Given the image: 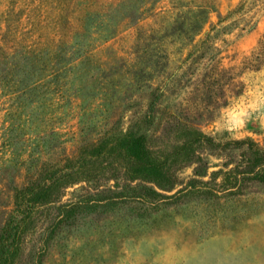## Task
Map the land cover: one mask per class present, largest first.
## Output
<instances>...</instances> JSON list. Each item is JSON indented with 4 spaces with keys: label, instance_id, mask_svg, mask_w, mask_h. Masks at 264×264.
Segmentation results:
<instances>
[{
    "label": "rangeland",
    "instance_id": "374dc122",
    "mask_svg": "<svg viewBox=\"0 0 264 264\" xmlns=\"http://www.w3.org/2000/svg\"><path fill=\"white\" fill-rule=\"evenodd\" d=\"M29 51L39 58L25 67L37 83L38 102L29 107L49 111L68 148L80 137L83 106L99 112L106 105L101 91L118 87L121 98L132 96L119 103L127 122L152 88L165 87L160 107L183 102L211 64L227 69L228 101L201 130L217 141L264 146V0H0V128L12 105L24 113V97H14L24 89ZM184 74L192 80L180 82ZM16 123L24 127V114ZM23 159H11L0 140V264H264V200L233 224L208 219L201 207L143 216L133 204L119 206L63 228L41 260V220L24 234L22 207L12 198L24 181ZM208 159L210 170L221 161ZM190 174L191 167L180 170L183 180Z\"/></svg>",
    "mask_w": 264,
    "mask_h": 264
},
{
    "label": "trees",
    "instance_id": "16d2710c",
    "mask_svg": "<svg viewBox=\"0 0 264 264\" xmlns=\"http://www.w3.org/2000/svg\"><path fill=\"white\" fill-rule=\"evenodd\" d=\"M37 60L32 51L24 54V89L14 97H24V113L20 105H12L0 140L11 159L24 154L18 163L19 168L24 165V181L12 198L22 207L24 234L41 220V260L63 228L83 217L99 219L119 206L133 204L143 216L180 208L195 213L201 207L208 219L221 216L233 224L264 200V146L251 138L217 141L200 127L227 104L222 82L229 78L227 69L211 64L192 81V96L172 106L160 107L165 87L152 88L145 108L127 122L119 103L131 102L132 96L121 98L118 87L105 89L106 105L99 112L83 106L80 137L68 148L62 133L51 126L49 111L29 107L38 102L33 95L37 83L25 67L34 68ZM54 66L48 75L55 74ZM191 80L185 77L184 82ZM211 104L215 109L208 108ZM22 114L24 127L16 123ZM211 155L221 161L210 170ZM185 167H191V174L183 180L180 170Z\"/></svg>",
    "mask_w": 264,
    "mask_h": 264
}]
</instances>
